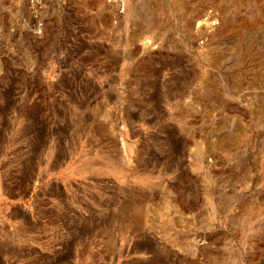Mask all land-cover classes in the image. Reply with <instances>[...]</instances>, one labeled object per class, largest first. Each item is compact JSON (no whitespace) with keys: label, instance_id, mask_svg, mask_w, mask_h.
<instances>
[{"label":"rangeland","instance_id":"1","mask_svg":"<svg viewBox=\"0 0 264 264\" xmlns=\"http://www.w3.org/2000/svg\"><path fill=\"white\" fill-rule=\"evenodd\" d=\"M0 264H264V0H0Z\"/></svg>","mask_w":264,"mask_h":264},{"label":"bare ground","instance_id":"2","mask_svg":"<svg viewBox=\"0 0 264 264\" xmlns=\"http://www.w3.org/2000/svg\"><path fill=\"white\" fill-rule=\"evenodd\" d=\"M40 2V1H39ZM39 6V5H38ZM41 7H42V5H41ZM37 10V9H36ZM37 26V25H36ZM37 29V28H36ZM42 29V28H41ZM146 40V39H145ZM144 40V41H145ZM147 41H149V40H147ZM150 42V41H149ZM149 42H143L144 43V45L147 47L148 45H149ZM152 44V43H151ZM149 47V46H148ZM151 47V46H150Z\"/></svg>","mask_w":264,"mask_h":264}]
</instances>
